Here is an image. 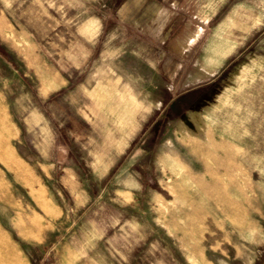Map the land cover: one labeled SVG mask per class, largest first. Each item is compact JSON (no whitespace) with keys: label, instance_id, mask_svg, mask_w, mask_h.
<instances>
[{"label":"rangeland","instance_id":"374dc122","mask_svg":"<svg viewBox=\"0 0 264 264\" xmlns=\"http://www.w3.org/2000/svg\"><path fill=\"white\" fill-rule=\"evenodd\" d=\"M0 108L20 264H264V0H0Z\"/></svg>","mask_w":264,"mask_h":264},{"label":"bare ground","instance_id":"6f19581e","mask_svg":"<svg viewBox=\"0 0 264 264\" xmlns=\"http://www.w3.org/2000/svg\"><path fill=\"white\" fill-rule=\"evenodd\" d=\"M5 112L4 110H2L1 112V116H0V136H1V140L3 141V145H4V149H6L5 151L8 154V158H9V162L10 165L14 168H16L17 170L24 172L25 168L24 166L18 161V159L16 158L15 154L12 152V150L10 149V145H9V140L11 137V130L9 129L8 125H7V119L5 117ZM9 123V122H8ZM4 154V153H3ZM2 155V154H0ZM4 157V156H2ZM10 171V170H9ZM26 172V171H25ZM23 174V173H22ZM27 174V173H26ZM23 176V175H22ZM25 176V175H24ZM16 177V176H15ZM18 177V176H17ZM16 177V178H17ZM24 178V177H23ZM20 179V178H19ZM35 195V194H34ZM4 198H6L7 194L6 192H4ZM33 196V195H32ZM42 197V196H41ZM45 200V198L42 197V200ZM44 202V201H43ZM37 203V202H36ZM44 205V204H43ZM42 207V206H41ZM32 224V223H31ZM35 225V224H32ZM10 261L11 263L14 264H20V258L19 255L17 253V251L12 247V245L10 244L9 239L3 235V233H0V262L1 263H6Z\"/></svg>","mask_w":264,"mask_h":264},{"label":"crops","instance_id":"0c3cea01","mask_svg":"<svg viewBox=\"0 0 264 264\" xmlns=\"http://www.w3.org/2000/svg\"><path fill=\"white\" fill-rule=\"evenodd\" d=\"M0 110H2V109L0 108Z\"/></svg>","mask_w":264,"mask_h":264}]
</instances>
